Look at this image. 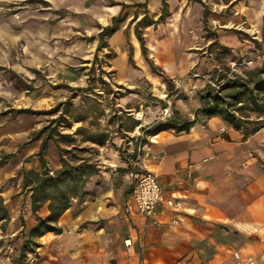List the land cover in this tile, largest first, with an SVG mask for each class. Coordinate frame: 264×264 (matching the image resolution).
I'll return each mask as SVG.
<instances>
[{"label":"crops","instance_id":"crops-1","mask_svg":"<svg viewBox=\"0 0 264 264\" xmlns=\"http://www.w3.org/2000/svg\"><path fill=\"white\" fill-rule=\"evenodd\" d=\"M206 1L218 13L212 23L221 44L241 49L250 42L241 39V29L264 31V0ZM54 5L57 10L76 9L66 0ZM87 6L90 16L77 22L65 18L40 36L31 62L46 67L53 85L91 88L87 73L93 54L86 50V40L98 49L103 46L100 33L114 27L98 49L121 92L115 105L98 100L104 111L112 107L111 114L96 118L101 124L94 131L108 140L100 146L88 141L96 134L75 135L83 145L78 140V147L95 153L98 172L88 179L86 195L74 199L55 223L61 231L34 237L33 251L23 254L38 221L20 175L42 170L37 154L44 136L31 141L35 129L2 132L0 158L15 157L0 169V203L5 208L0 211V264H29L34 254L33 264H242L236 253L264 264V128L245 134L221 117L198 114L200 98L190 96L203 89L205 8L188 0H84ZM79 27L90 36L85 41L75 36ZM152 65L174 83L167 99L154 92L164 97L167 85ZM59 95L61 103L66 97ZM167 108L172 119L161 122ZM192 122L188 132L174 127ZM144 148L149 157L143 153L139 158L141 169L156 174L165 201L176 204H159L157 223L135 206L130 213L125 210L134 188L133 161ZM59 154L58 146L48 143L45 158L52 172L61 167ZM37 215L49 217V203Z\"/></svg>","mask_w":264,"mask_h":264},{"label":"rangeland","instance_id":"rangeland-1","mask_svg":"<svg viewBox=\"0 0 264 264\" xmlns=\"http://www.w3.org/2000/svg\"><path fill=\"white\" fill-rule=\"evenodd\" d=\"M55 1L0 0V135L4 131L6 134H18L29 129H35L30 132L31 137L33 134H39L47 127H51V129L45 134L52 132V134L75 136L77 131L79 134H87L86 131L88 134H93L96 133L94 131H97L99 124H101L96 118L101 117L104 113H112V107L110 112H106L102 109V105L100 107L98 100L105 98L108 103L115 105L119 98L121 92L113 86L112 77L109 76L110 81L104 79L101 75L103 70L98 72L96 66L98 64L100 67L102 65L107 67L108 61L105 60L104 55H100L101 58L98 57V49L88 39L86 40L85 36H90L82 30V27L78 28L75 36L83 41L86 40V50L93 54L92 70L87 73V81L90 82L91 88L72 89L64 83L53 85L49 82L48 73L45 71L46 67L36 66L31 62L32 53L36 51L37 47L36 41L39 40L40 36L48 34L47 30H53L65 18L69 22H77L83 16H90L88 6L87 8L83 7L84 0H66L73 3L76 9L60 10L54 8ZM107 1L114 4L117 0ZM188 1L200 3L205 8L202 19L204 57V71L200 77L202 88L211 83L212 70L222 68L218 63V57L223 58V61L227 62L233 71L240 74L250 69L260 68L263 65L264 31L260 34L255 28L241 29L244 32L241 39H248L250 42H245L246 46L241 49H232L227 46L229 50L224 51L218 46H212L220 38V34L212 23V19L215 20L214 17L218 14L214 11V6L206 0ZM254 42H258L260 46ZM106 54L109 55L110 53ZM105 72L110 75L108 68L105 69ZM98 88L102 89V92ZM67 89L69 92L65 95ZM201 90L197 89V94H191V98L193 96L199 97ZM53 92L54 95L51 94ZM154 92L160 99H167L169 95L168 90L165 94L163 92L164 97L159 95L157 91ZM50 94L55 99H51ZM59 94L66 97L61 103L57 101L60 98ZM57 108L63 113L64 119L55 122L62 115V113L58 114L59 112L51 114ZM134 116L139 117L140 115ZM161 116L163 117L161 122H165L164 115ZM171 119L172 117L166 121ZM53 120L54 122H52ZM72 131L73 133H71ZM76 139L80 140L79 145L83 146L80 136ZM56 141V138L50 139L49 144L57 145ZM126 141H132V138L130 137ZM61 147L67 149L68 145L63 143ZM94 154L87 153L84 154V157H94ZM57 161L56 157L55 162Z\"/></svg>","mask_w":264,"mask_h":264},{"label":"trees","instance_id":"trees-1","mask_svg":"<svg viewBox=\"0 0 264 264\" xmlns=\"http://www.w3.org/2000/svg\"><path fill=\"white\" fill-rule=\"evenodd\" d=\"M165 6L166 4L164 3V8ZM113 32L114 27H108L100 33L99 38L103 46L98 49L104 47L105 38L109 37ZM138 37L144 55H147L145 42L139 32ZM254 43L259 45L258 42ZM212 46H218L224 51L229 50L227 46L221 45L219 41H216ZM218 63L222 68H216L211 72V83L206 84L199 93L202 105L198 114L207 117H221L234 128L244 131L245 134L259 132L264 128V63L260 68L250 69L242 74L233 71L231 66L223 61L221 57H218ZM152 69L163 77L169 96H172L175 88L173 81L153 65ZM182 99L187 98L182 97ZM58 112L57 108L51 114H57ZM63 119L62 113L55 122ZM193 124L194 122L174 127L177 131L188 132ZM50 129L51 127H47L39 134H33L30 138L31 141H35L45 136L40 152L37 154L42 170L39 172L24 170L20 175L23 180V192L30 194L32 209L38 221L37 227L31 231L30 238L25 241L22 247L23 254L27 251H33L36 246L32 240L34 237L41 236L46 232L59 233L61 231L55 226V223L70 208L74 199L82 198L86 195L85 186L88 179L98 172L97 164L93 158L84 157V154L89 152V150L78 147V140L74 135L52 134V132L45 134ZM86 133L88 134L87 131ZM93 134L96 135L88 136V141L100 146L106 144L107 135L104 133ZM75 135L81 136L84 134H79V131H77ZM54 138L57 139L56 142L61 156V167L52 173L45 157L48 143L50 139ZM63 143L73 148H62L61 145ZM14 157L15 154L2 156L0 158V169ZM46 203H49L50 216L43 219L37 213ZM4 210L5 208L0 203V211Z\"/></svg>","mask_w":264,"mask_h":264},{"label":"built area","instance_id":"built-area-1","mask_svg":"<svg viewBox=\"0 0 264 264\" xmlns=\"http://www.w3.org/2000/svg\"><path fill=\"white\" fill-rule=\"evenodd\" d=\"M98 68V72H102V76L104 79L109 80V75L105 72V67L102 65L100 67L98 64L96 65ZM102 69V70H101ZM110 81V80H109ZM120 91L119 89H117ZM164 119L167 120L173 116V112L171 109H165L164 111ZM149 157V154L145 152V148L141 150L139 156L136 160L133 161V180H134V188L132 192L131 200H128L125 203V210L127 213L133 211L134 206L136 207L139 214L148 217L154 223H157L155 220L157 207L159 204L165 201L162 188L160 186L158 177L156 174L148 172L146 170L141 169L139 158L144 155ZM168 207H175L176 204L173 200L165 201ZM129 245V244H128ZM130 247V245H129ZM235 257L242 262V264H260L259 260L249 256V257H241L239 253L235 254ZM36 261V256L34 254L33 258H31L29 264H33Z\"/></svg>","mask_w":264,"mask_h":264},{"label":"bare ground","instance_id":"bare-ground-1","mask_svg":"<svg viewBox=\"0 0 264 264\" xmlns=\"http://www.w3.org/2000/svg\"><path fill=\"white\" fill-rule=\"evenodd\" d=\"M257 33V32H256Z\"/></svg>","mask_w":264,"mask_h":264}]
</instances>
